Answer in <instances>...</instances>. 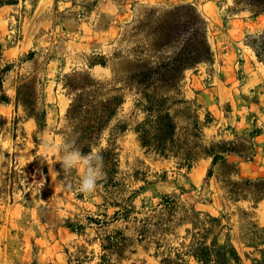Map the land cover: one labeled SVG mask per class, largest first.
<instances>
[{"label": "rangeland", "instance_id": "1", "mask_svg": "<svg viewBox=\"0 0 264 264\" xmlns=\"http://www.w3.org/2000/svg\"><path fill=\"white\" fill-rule=\"evenodd\" d=\"M189 7L211 54L160 87L176 126L162 153L127 79L175 54L184 18L169 45L156 31ZM263 32L264 0H0L1 264H264ZM89 137L104 175L85 194L61 158Z\"/></svg>", "mask_w": 264, "mask_h": 264}, {"label": "trees", "instance_id": "2", "mask_svg": "<svg viewBox=\"0 0 264 264\" xmlns=\"http://www.w3.org/2000/svg\"><path fill=\"white\" fill-rule=\"evenodd\" d=\"M177 10L182 11L183 9L179 8ZM182 18H184L185 26H187V28L183 29V34L187 38L186 41L182 42L179 41V37L176 39L181 45L177 47L175 54L169 59L163 58L160 62L158 61L157 69H154L155 65H152L150 62H143L137 67L136 71H133L132 76L127 79L129 84H135L141 89L147 102V104H144V107L149 111L148 118L138 126L141 143L144 147H155L162 153H165L168 147L176 144L173 137L176 126L168 112L167 105L169 98L164 95V91L162 92L160 87L175 88L182 78V70L184 68L208 58L211 54L210 47L206 44V37H203L201 34V38H196V33L200 31L203 19L190 7L185 16L182 14H172L161 21L159 24L160 29L158 28L156 31V35L159 38L158 44L163 47L171 43L172 35L174 36L180 31ZM259 39V47L264 50V32L259 35ZM258 55L262 59L259 53ZM122 101L123 98L116 95L106 102H101L93 110V114H91L90 123L92 125L89 127V132L102 129L105 126V122L112 117ZM74 107L75 104L72 105L69 111L73 110ZM90 109L84 110V114L88 115ZM89 138L86 139L83 145H80L81 151L85 154L91 151V146L94 142V139ZM186 158L189 159V157ZM105 248L107 246L104 245Z\"/></svg>", "mask_w": 264, "mask_h": 264}, {"label": "clouds", "instance_id": "3", "mask_svg": "<svg viewBox=\"0 0 264 264\" xmlns=\"http://www.w3.org/2000/svg\"><path fill=\"white\" fill-rule=\"evenodd\" d=\"M94 161H99V164H95ZM61 166L66 170L69 168L82 170L83 175L77 190L85 194L93 192L104 175L103 158L96 152L84 154L79 149H74L61 158Z\"/></svg>", "mask_w": 264, "mask_h": 264}, {"label": "crops", "instance_id": "4", "mask_svg": "<svg viewBox=\"0 0 264 264\" xmlns=\"http://www.w3.org/2000/svg\"><path fill=\"white\" fill-rule=\"evenodd\" d=\"M112 3H109V2H105L104 4H102L101 8L102 10L106 11V12H109L110 9H113L112 7ZM45 11V9H44ZM36 15H37V9H36ZM14 91H16V87L14 85ZM11 99L15 100V98L13 96H10ZM1 236H4V237H1ZM5 239H6V232L5 231H0V246L3 244L4 246H6V242H5ZM1 264V262H0Z\"/></svg>", "mask_w": 264, "mask_h": 264}]
</instances>
